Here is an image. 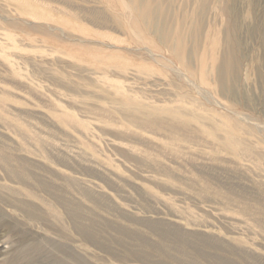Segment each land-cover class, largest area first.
<instances>
[{"label":"rangeland","instance_id":"obj_1","mask_svg":"<svg viewBox=\"0 0 264 264\" xmlns=\"http://www.w3.org/2000/svg\"><path fill=\"white\" fill-rule=\"evenodd\" d=\"M26 1L0 0V152L11 167L15 156L33 159L34 173L84 216L95 210L151 243H160L147 224L155 221L162 234L205 233L264 264V0ZM123 99L139 116L174 109L189 124L177 134L148 127L127 115ZM225 120L237 128V148L225 144ZM213 123L223 130L214 136L205 131ZM9 177L0 167L13 195L53 201L35 179ZM0 190V264H15L26 242L38 249L17 264H154L126 255L109 229L102 236L114 255L98 250L60 208V226L32 220ZM102 195L113 206L95 209L90 200Z\"/></svg>","mask_w":264,"mask_h":264},{"label":"bare ground","instance_id":"obj_2","mask_svg":"<svg viewBox=\"0 0 264 264\" xmlns=\"http://www.w3.org/2000/svg\"><path fill=\"white\" fill-rule=\"evenodd\" d=\"M17 1L22 2V3L27 2L26 0H17ZM143 13H145V11H143ZM139 22L141 23V21H139ZM136 24H137V22L135 23V25ZM141 25H142V23H141ZM137 29H138V27H137ZM138 30L136 32H139ZM161 33H162V31H161ZM163 34H164V32H163ZM166 36H168V39H169V37L172 35H165V37ZM173 42H175V41H173ZM175 50L176 51H174V52H176L177 56L181 55L179 47H178V49H175ZM179 58H180V56H179ZM226 71H228V70H226ZM222 76H221V78H222ZM224 77H225V75H224ZM221 81H224V80H221ZM223 86L225 87V85H223ZM128 100H130V99H127L126 101L123 99V101H124V102L122 101L123 102V107H122L123 110L126 111L127 115L131 119L139 121L148 127L160 128L161 126L166 125V127L170 130V132L172 134H177L180 129H182L183 127L185 128L189 124L190 115H188L189 118L187 116L186 117L182 116V113L179 114L178 111H176L174 109L168 111V114H166L167 110L165 112L163 109L162 110L161 109H159V110L146 109L145 110V108H144L141 112L142 115L139 116L138 114L140 113L139 111H141V110H139V109H138L139 111L130 110L129 109L130 106L128 105L130 101H128ZM137 112H139V113H137ZM164 114L166 116L169 115V117H168L169 120L168 119L165 120L166 117L164 116ZM195 115H196V113H195ZM192 116H193V114H192ZM196 116L199 117V115H196ZM191 119H193V118H191ZM193 121H195V119H193ZM223 123H225L224 124L225 126L222 125ZM223 123L220 124V126L222 125L223 127H226V128H224L225 132H226V133H224V135L225 134L227 135V136H225V139H226L225 144L232 147V148L233 147L237 148L241 141L239 142L236 139V138H238L236 126L231 122L229 123V121L227 122L226 120ZM214 128L216 129L217 125H215L214 127L208 128V130L205 129V131H207V134L214 136V133H215ZM218 130L216 129V131H218ZM220 130L223 131L222 128ZM223 138L224 137H222V139ZM250 147H251V145H250ZM250 147L245 145V144L242 146L240 145V149L243 151H246V153H249L251 151ZM252 152H253V150H252ZM10 156H11L10 153L0 152V167L5 170V172L8 174V176L13 178V180L16 179L17 182H20V183L23 181H25V182L28 181V184H29L30 179H35L37 181L38 185L40 186V188H43L44 190H46L50 193V196L52 197L53 201L40 200L43 205L41 203H40V205H38L37 200L28 199V198H32L34 196L32 192L30 193V195L28 194L27 198H21V197L15 196L17 189H15L14 187L11 188L10 186L0 184V189H4V190L6 189L11 194V195L10 194H8V195H10V197L11 196L13 197L12 199H10L7 196H4L3 198L5 200H3V201H5L9 205H11L12 207H15L17 210L21 211L23 214L26 215V217H29L32 220H39L40 222H42L45 225H53V226H58V225L60 226L61 225V222H60L61 218H59V216L61 217V215H59V212H58V208H60L69 217L70 223H71L72 228L74 229L75 233L80 235L82 237V239L87 241L89 244H91L93 247L97 248L98 250H102V251H104L108 254H111V255L113 253H115L114 250L109 245L110 241L106 240L102 236L103 229H109V230L114 231L117 234L115 236V238H113V242L117 245L122 246V248L125 250L124 253L128 256L133 257L134 260L138 261V262H144V263L145 262H147V263L153 262L154 264H174V262H180L181 264H197L198 260L200 258L208 259L210 257L211 260L217 261L220 264H231L232 263V261L227 256L221 257L219 255L212 254V252L209 251V248H210V249H214V250L219 249L221 251H224L226 254H229L232 256H239V257H243V258L247 257L251 260L250 262H252V264H261V262L259 261L257 256L255 254L251 253L249 250L244 249V248L239 247V246L238 247L233 246L232 244H228L227 242L226 243H224L223 241L221 242L220 240L214 239L205 233L194 234L190 230H187L186 232H179L177 229H174V230H166L167 233L164 230V233L162 234V232L159 229H156L157 223L155 224L154 223L155 221L151 222V223L148 221L147 224H149L150 227H152V229H154V230H150V229L149 230L153 231L155 234L158 233V235H159L158 242H160V243L156 244V242L151 243L148 240H146L145 237L144 238L141 237V235L137 234L138 232H135L134 229H132V228L131 229L133 231L131 229L127 228L126 226L113 224L111 221L106 220L105 218H102L97 213H95V210H93L94 212H91L92 209H90V208H89V210L86 211V214L84 216L83 212H84V210H86V208L84 206L78 204V202L76 203L75 201L68 199L67 196H66L67 198L63 197L62 194L59 192V189H58L59 186H57L55 183H52L51 181H49V182L44 181L43 179H41L40 177H38L34 173L33 168L35 167L36 162H34L33 159L31 160L27 156L26 157L21 156V155L15 156L14 158L17 162V165H16V168H12L10 161H9ZM73 179H75V178H73ZM75 183H77V182H75ZM77 185H78V183H77ZM44 190H43V192H45ZM0 193H1V190H0ZM13 193H15V194L13 195ZM19 193H21V192H19ZM49 193H48V195H49ZM62 193H63V191H62ZM3 194L5 195V192ZM85 194H87V193H85ZM242 194H243V192H242ZM29 196H31V197H29ZM92 197L93 196L91 195V198ZM96 197H94V199ZM99 197L97 200H90V202H92V205L94 206L95 209L97 208V209L102 210L105 208H110V205L113 206L109 200H104L103 195H102V198L101 197L99 198ZM245 209H246V205L244 207V210ZM247 209L248 210H246L245 212H249L252 208L248 207ZM119 212H120L119 217L121 219H125V220L129 219L128 214L125 213V211L119 210ZM144 220L145 219H141L140 220L141 222L138 221L135 223L143 224L142 222ZM40 227H41V225H40ZM147 227H148V225H147ZM194 240L195 241L197 240V242H195ZM212 241H215V242H212ZM141 247H142V250H140ZM37 249H38V245L35 247V246H29L27 244V242L23 243L22 246L21 245L19 246V249L17 251L18 253H16L15 256L12 257L13 259L11 258L12 260L11 259L10 260L12 263L17 264L20 257L28 258V257L32 256V255H30L32 253L30 251L31 250H37ZM171 251H174L175 254H177V255L172 254ZM38 252H39V250H38ZM69 254L73 256L72 252H69ZM151 254L155 255L156 261H153V259H150L152 257ZM47 260L55 263V261H53L52 258L51 259L47 258Z\"/></svg>","mask_w":264,"mask_h":264}]
</instances>
